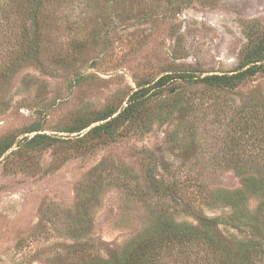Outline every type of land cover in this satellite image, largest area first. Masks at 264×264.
Masks as SVG:
<instances>
[{
    "label": "rangeland",
    "instance_id": "374dc122",
    "mask_svg": "<svg viewBox=\"0 0 264 264\" xmlns=\"http://www.w3.org/2000/svg\"><path fill=\"white\" fill-rule=\"evenodd\" d=\"M66 21L51 38L67 60L48 52L0 89V140L13 141L0 157V264H66L80 247L106 257L164 211L194 225L192 209L226 212L204 203L210 190L240 188L229 167L242 161L229 156L231 121L264 104V70L226 97L201 96L195 78H177L233 73L264 32V0H72ZM166 74L176 78L163 95L183 91L186 110L116 143L67 144L81 136L62 132L77 119L125 106L138 84ZM34 125L62 142L23 145ZM150 176L166 187L154 190Z\"/></svg>",
    "mask_w": 264,
    "mask_h": 264
},
{
    "label": "trees",
    "instance_id": "16d2710c",
    "mask_svg": "<svg viewBox=\"0 0 264 264\" xmlns=\"http://www.w3.org/2000/svg\"><path fill=\"white\" fill-rule=\"evenodd\" d=\"M71 1L0 0V89L20 68L44 58L48 52L58 61L67 60V48L54 43L51 32L58 20L64 19L67 23V8ZM64 28L67 34V26ZM263 62L264 32L249 39L233 73L202 77L186 73L177 78H195L201 96L218 92L226 97L262 72ZM175 78L166 74L153 84L151 81L140 83L125 106L111 107L92 117L77 119L62 132L81 136L75 141L67 140V144L80 143L83 148H88V144L93 147L116 143L130 130L146 128L152 119L164 122L176 111L186 110L189 101L183 91L163 95V89ZM232 122L228 133L231 134L229 156L242 157V161H231L229 167L239 177L240 188L210 190L203 204L206 208H224L226 212L222 210L220 214L208 217L201 208L192 209L194 225L177 222L164 211L119 252H108L103 257L80 247L76 253H68L72 260L66 264H264V104L247 107V112L239 113ZM40 130V125L32 126L27 133L35 134L24 139L22 144L47 147L62 142L39 133ZM247 131L249 134L245 138ZM250 139L253 142L246 149L245 143ZM12 144L11 139L0 140V157ZM122 173L126 177L129 171L122 170ZM123 177H117L118 183H123ZM148 182L154 190L166 187L155 177L150 176ZM252 198L255 200L253 207L249 204ZM87 200L85 197L82 202L85 208Z\"/></svg>",
    "mask_w": 264,
    "mask_h": 264
}]
</instances>
